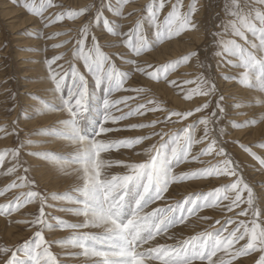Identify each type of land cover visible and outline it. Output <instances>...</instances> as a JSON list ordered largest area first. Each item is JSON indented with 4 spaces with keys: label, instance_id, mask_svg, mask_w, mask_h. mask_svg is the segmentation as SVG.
Segmentation results:
<instances>
[{
    "label": "snow or ice",
    "instance_id": "6c2138e0",
    "mask_svg": "<svg viewBox=\"0 0 264 264\" xmlns=\"http://www.w3.org/2000/svg\"><path fill=\"white\" fill-rule=\"evenodd\" d=\"M130 2L118 0L114 6L113 0H100L98 6L75 10L55 0H39V3L20 0V6L38 17L44 29L65 19L75 21L86 13L91 14L93 9L95 14L79 30L74 43L67 39L51 45L54 50L72 47L71 59H66V54L61 52L44 60L43 82L49 85L45 93L50 98L28 93L30 99L45 101L32 105L28 122L54 112L63 118L24 138L20 136L16 120L0 125V134L15 136L18 141L15 148L0 152V175L11 178L0 188V197L7 200L0 204V216L11 217L29 205L36 209L30 213V219L9 221L27 226L32 236L22 243H0V264H66L51 250L53 244L62 249H75L63 253L73 258L74 264H245L244 258H251L249 264H264V207L258 205L254 188L246 181L241 164L229 147L238 144L243 153L258 163L262 174L264 155L253 151L256 145L227 139L232 130L247 131L264 122L255 115L243 121L233 119L237 110L264 108V0H224V18L219 24L222 31L211 33L216 44L213 59L222 81H217L211 65L196 51L159 67L141 66L131 58L151 51L182 32L199 30L193 21L199 11V0H192L187 11H181L182 0H152L145 6L146 15L140 16L134 27L124 32L121 24L105 17L104 9L126 18L124 6ZM166 5H170V10L161 18ZM50 9L63 10L49 13ZM101 20L103 29L111 37L123 38L124 47L130 50L128 57L120 54V67L102 50L119 48L120 44L102 45L103 32L99 37L93 34V21ZM145 21L151 27L153 39L145 32ZM249 33L253 39H249ZM62 36L70 33L55 32L47 39ZM44 51H48L47 47ZM193 59L196 67L203 69L195 79H184L179 84L168 79L170 72ZM80 62L83 71L77 66ZM229 66L231 71H224ZM134 72L157 82L163 79L174 90L179 89L185 100H192L194 96L204 100L193 110L165 108L157 100L147 98V88L131 86L136 83ZM90 79L104 93L102 118L91 137L83 126L92 95ZM228 81L233 82V88L256 96L237 97L222 86ZM11 99L16 101L15 93ZM149 113H160L163 118L149 117ZM197 113L201 115L185 126L169 127L189 121ZM133 118L143 119L132 122ZM201 131L202 135H198ZM32 136L46 139L34 143ZM53 139L64 142L63 150L27 155L50 161L58 172L72 178V186L64 192L43 191L33 175L38 169L23 159L25 148L45 147ZM258 144L264 149V140ZM197 145L201 147L194 150ZM121 150H129L139 160L113 159L116 153L123 155ZM192 162L201 166L191 167ZM182 165H189V170H184ZM213 178L222 179L210 191H193L188 195L178 191L192 187L190 182L212 183ZM17 189L25 191L17 195L14 191ZM47 209L78 219L68 222L54 217L53 224L49 222ZM221 214L223 222L215 218ZM193 218L207 226L195 235L178 238L179 226L196 227ZM54 229H68L72 234L62 239H46L45 233Z\"/></svg>",
    "mask_w": 264,
    "mask_h": 264
},
{
    "label": "rangeland",
    "instance_id": "374dc122",
    "mask_svg": "<svg viewBox=\"0 0 264 264\" xmlns=\"http://www.w3.org/2000/svg\"><path fill=\"white\" fill-rule=\"evenodd\" d=\"M55 2L64 4L72 9L79 10L80 8L86 7L88 5L95 4L98 6L100 0H85L83 3L80 2V0H55ZM151 2L152 0H131L129 4L124 6V17L126 18L115 16V13L109 12L107 8L104 9V15L113 23L121 24L122 31L127 32L130 28L134 27L135 21L140 16L146 15L144 11L145 6ZM173 2H175V0H173ZM182 2L184 7L181 9V11H187V7L192 2V0H182ZM6 3L7 5H5ZM37 3H39V0H37ZM117 3L118 0H113L114 6ZM223 6L224 0H199V11L193 16V21L196 24L198 23L197 26L199 30L194 28L182 32L179 36L174 37L172 40H167L157 45L151 51L144 53L139 57L131 56V58L135 59L137 64H140L141 66H144L146 64H152L154 65V67H159L161 65L177 61L182 57L188 55L192 51H196L205 63L211 65L212 72L215 73L217 81H222L223 78L221 77L220 73L216 72V63L213 59V53L216 50V44L211 33L222 31V29L219 28V24L221 19L224 18ZM7 9L11 11L8 16H6L5 13L9 12ZM60 10L63 9H50L49 13ZM169 10L170 5H166V9L161 12V18H163V16H165L167 14V11ZM49 13H46V15ZM94 14L95 12L93 9V12L91 14L86 13L85 16L79 17L75 21L65 19V21L61 23L54 24L49 28L44 29L38 17L30 15L26 9L20 6V0H17V3H13V0H0V125H8L11 124L13 120H16L19 123L20 136L21 138H24L26 134L33 133L41 127H49L51 125H54L59 119L63 118H56L57 116H61V114L54 112L49 113L47 116L41 117L38 120L28 122V113L30 114L32 105L34 103H45L44 100L36 101L30 99L28 93H33L37 96L45 97L46 99L50 98L45 93V89H47L49 85L43 82L44 77L46 76L44 60L46 57L50 58L52 55L59 54L61 52L66 54V59H71L70 49L72 47V45H67L65 48L54 50L51 48V45L53 43H60L62 40L67 39H72L74 43L75 37L79 34V30L83 27V25L89 23V17H94ZM37 32L41 33V35H35V33ZM55 32H68L70 33V36H62L56 38L55 40H48V35H51ZM101 32H103L104 37L100 39V43L102 45L111 42L120 44L119 48L102 49L106 53L110 54L113 61L117 64L118 67H120L122 65V61L119 59L120 54L123 53L125 57H128L130 55V50L124 47L122 43L123 38L111 37L110 34H108L106 30L103 29L102 20L99 23H95L93 21V34H96L99 37ZM145 32L149 39H153L152 30L147 21H145ZM185 35L186 37L187 35H189L190 40L186 41ZM248 36L249 39H253L250 33L248 34ZM236 39L237 42L242 43V41H239L238 38ZM173 42L179 44L178 49L180 50H177V54L172 52L168 54V56L166 55V58L168 57L170 59V57H172L170 60L167 58L164 61H160L159 57L154 56L153 58H150L147 55L157 53L165 54L166 51L164 53V50L166 49L162 47H166V45L170 46ZM45 47H47L48 49L47 52L44 51ZM172 50L174 49H171L170 52ZM60 63H64V61H60ZM77 66L83 71L82 62L78 63ZM202 71L203 69L196 67V61L195 59H193L187 63L181 64L177 69L170 72L168 79L176 80L179 84L184 79H195L196 76L199 75ZM224 71L230 72V66L229 68H225ZM133 80L136 81V83L132 84L131 86L147 88L149 90L146 94L147 98L157 100L165 108H175L174 110L177 111L193 110L195 107L199 106V104L202 103L204 100V98L199 96H194L192 100H185L183 98V93L180 92L179 89L174 90L173 87L170 86L163 79L157 82L154 80H150L148 77L143 76L140 73L134 72ZM232 85V81H228L226 84H222V86L225 87L226 90L233 92L237 97L247 98L256 96L255 93L248 92L244 89L233 88ZM163 87H165L164 91H168V94H166V92H162ZM186 87H194V85H188ZM89 89L92 95L89 101L88 112L86 115V119L83 122V126L84 132L89 137H91L97 130L100 120L102 118L101 103L104 93L103 91L96 89L95 84L91 79L89 80ZM13 93L16 94V101H13L11 99V95ZM125 94L134 95V93ZM119 95L120 93L117 94V96ZM170 95H172L171 98ZM167 101L170 104H168ZM30 102L34 103L30 105ZM257 103H259V98H257ZM14 104L16 105L15 108ZM10 109L14 110L9 111ZM148 115L152 118H155L156 116H160L161 118L163 117L160 113H149ZM200 115L201 114L197 113L196 117L190 118L189 121L182 122L175 126L169 125V127H183L185 126V124L191 122L192 119H196ZM252 115H255L259 119L264 120V108L256 107L255 109L237 110L235 113H233V119L243 121L248 119L249 116ZM142 119L143 118H133L132 122H138ZM47 120L51 122L45 124ZM224 123L225 125H227V121H225ZM263 134L264 122H261L257 123L253 128L247 131L232 130L231 134L227 139L230 142L232 140H240L243 143L256 145L253 148V151L257 152L258 155H264V149H261L258 144L259 141L264 140ZM198 135H202V131L198 133ZM31 139L35 143L38 141H43L46 138L32 136ZM17 143L18 141L15 136L4 137L3 134H0V152H3L7 149L15 148L17 146ZM63 147V141L59 139H53L48 142L45 147H27L23 150V159L25 161L30 162L34 169H38V172L33 173V175L36 176L39 180L40 186L43 191L64 192L72 186V178L67 177L62 173L58 172L56 167L50 161H46L44 159H37L36 157H29L27 153L44 151L58 152L63 150ZM200 147V145H197L195 146L194 150H198ZM229 151L232 152L234 158L241 164V169L245 175L246 181L253 186L257 196L258 205L260 207H264V174H262L258 170V163L252 160L251 157H248L247 154L243 153V151L239 148L238 144H230ZM121 152L123 153V155L116 153L113 155L112 158L123 159L126 162L139 160V158L132 154L129 150H121ZM205 159L212 158L207 157ZM194 163L195 162H192L191 167L201 166L198 164L196 165V163ZM5 166H9L7 162ZM181 167L184 170H189V165H182ZM219 179L222 178H213L212 183H209L208 181H196L195 183H190L192 184V186L202 187L199 191L207 192L212 190L214 186H219ZM10 180L11 178L0 175V188H3L6 183L10 182ZM14 191L15 194L18 195L20 191H25V189H17ZM3 203H7V200L4 197H0V204ZM32 211H36V209L33 206L29 205L26 209H21L20 212L14 213L11 217L0 216V243H22L26 237L31 238L32 233L27 229V226L22 224L9 223V221L30 219V213ZM206 212H209V210H206ZM46 213L49 217V222L53 224L56 223L55 219H53L54 217H59L68 222H76L78 219L68 214L58 212L55 209H47ZM219 219H221L223 222L222 216ZM192 221H196L195 218H193ZM194 224H196L197 228H194L195 232L193 234L187 235L186 232L184 233L183 231H179L178 233H180V235L178 234V238L183 239L187 238L190 235H195L196 232L203 230L201 228L207 226V224H202L197 221ZM180 227L182 228L184 226H179L177 230L181 229ZM216 227H219V225H217ZM71 234V231L68 229H54L52 232H46L45 238L48 240L62 239L71 236ZM160 242L163 243L165 241L161 240ZM167 243L172 244L175 243V241H167ZM51 250L54 254H58L59 259L66 261V264H74L73 258L67 257L63 255V253L69 250L76 251L75 249H62L58 245L53 244ZM255 256L256 258H258V254H255ZM245 259L250 261L251 258H244V260Z\"/></svg>",
    "mask_w": 264,
    "mask_h": 264
},
{
    "label": "bare ground",
    "instance_id": "6f19581e",
    "mask_svg": "<svg viewBox=\"0 0 264 264\" xmlns=\"http://www.w3.org/2000/svg\"><path fill=\"white\" fill-rule=\"evenodd\" d=\"M85 0H80V2H84ZM5 3V2H4ZM143 3V2H142ZM5 5H7V3L5 4ZM134 6V5H133ZM14 8V7H13ZM80 8V7H79ZM8 10V9H7ZM11 10V9H10ZM78 10V9H77ZM9 11V10H8ZM6 13V16H8L10 13H11V11H9V12H5ZM4 13V14H5ZM14 13V12H13ZM4 16V15H3ZM197 25H198V23H197ZM185 37H186V35H185ZM184 37V38H185ZM185 40L186 41H188V40H190V36L189 35H187V37L185 38ZM178 41H179V39H178ZM184 42V41H183ZM167 44V43H166ZM163 46V45H162ZM161 46V47H162ZM160 47V48H161ZM162 48H164V49H166V50H164V53H165V51H166V53L165 54H147L150 58H153L154 56L155 57H159V60L160 61H164L165 59H167L166 58V55L168 56V54H170V53H172V52H174V53H176L177 52V50L179 51L180 49H178L179 48V44H177L176 42L174 43H172V45H166V47H162ZM171 49H174V50H172L171 52H170V50ZM160 50V49H159ZM156 52V51H155ZM159 52V51H158ZM177 54V53H176ZM147 56V57H148ZM173 56V55H172ZM176 56V55H175ZM68 57V56H67ZM145 58V57H144ZM143 58V59H144ZM172 57H170V59H171ZM169 59V58H168ZM169 59V60H170ZM155 60H156V58H155ZM168 60V61H169ZM147 61V60H146ZM157 61H158V59H157ZM167 62V61H166ZM155 63V62H154ZM160 63V62H159ZM144 64V63H143ZM156 64V63H155ZM154 66V65H153ZM187 69V68H186ZM176 73V72H175ZM186 74V73H185ZM179 75V74H178ZM172 77V76H171ZM182 77V76H181ZM185 77V76H184ZM173 78V77H172ZM177 78V77H176ZM188 78V77H187ZM181 79V78H180ZM1 80V79H0ZM178 82V81H177ZM144 85H146V84H144ZM158 85V84H157ZM165 87H166V85H165ZM165 87H163V89H162V92H166V94H168V91H164V89H165ZM155 88V87H154ZM170 90V89H169ZM178 90V89H177ZM154 91V90H153ZM156 91V90H155ZM160 93V92H159ZM164 94V93H163ZM256 95V94H255ZM160 96V95H159ZM165 96V95H164ZM172 97V95H170V98ZM164 98V97H163ZM34 102H30V105L31 104H33ZM167 103L168 104H170L168 101H167ZM172 105V104H171ZM173 108V107H172ZM175 109V108H174ZM60 117H62V115L61 116H57L56 118H60ZM163 118V117H162ZM49 122H51V121H49V120H47L46 122H45V124H47V123H49ZM260 127V126H259ZM261 128H262V125H261ZM264 135V134H263ZM258 139V138H257ZM264 139V138H263ZM195 164V163H194ZM197 165V164H196ZM260 177V176H259ZM259 180V179H258ZM191 183H195V182H191ZM200 188H202V187H200V186H192V187H189V188H187V189H183V188H180L178 191L181 193V194H183V195H186V194H188V193H191V192H193V191H199L200 190ZM207 214H212L211 213V211L209 210V212H206ZM222 216V215H221ZM221 216L220 215H216L215 216V218H217V219H219V218H221ZM223 217V216H222ZM196 221H192V223H195ZM202 224H206V223H202ZM181 228V227H180ZM197 228V227H196ZM201 229H203V228H201ZM179 231H183L184 233L186 232V234L188 235V234H193L195 231H194V228H185V227H182L181 229H179V230H177V232H179ZM11 232V231H10ZM183 233V234H184ZM179 235H180V233H178ZM185 235V234H184ZM185 237V236H184ZM159 239V238H158ZM171 243V242H170ZM249 262L250 261H248L247 259H245V264H249ZM237 264H239V262H237Z\"/></svg>",
    "mask_w": 264,
    "mask_h": 264
}]
</instances>
